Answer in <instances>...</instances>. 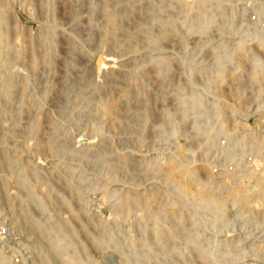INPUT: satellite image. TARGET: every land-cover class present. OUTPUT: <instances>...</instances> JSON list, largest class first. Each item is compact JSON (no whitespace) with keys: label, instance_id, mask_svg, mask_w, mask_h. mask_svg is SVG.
Here are the masks:
<instances>
[{"label":"rangeland","instance_id":"374dc122","mask_svg":"<svg viewBox=\"0 0 264 264\" xmlns=\"http://www.w3.org/2000/svg\"><path fill=\"white\" fill-rule=\"evenodd\" d=\"M2 1L0 11L10 38L0 49V92L5 84H16L21 78L27 84L21 97L15 91L13 99L0 106V253L9 257L8 264H264V195L255 193L250 207L239 208L228 201L220 211L213 199L224 195L221 178L228 179V185L235 184L234 176L238 187L254 186V180L245 175L264 166V0ZM108 12L115 15L117 24L112 27H107ZM164 24H171L170 41L159 37ZM144 28L149 32L141 30ZM110 30L113 34H108ZM142 38L154 46L143 45ZM102 52L106 58L112 55L115 63L99 72L95 63ZM152 64L159 69L153 70ZM253 70L258 73L255 81L250 79ZM108 98L121 103L113 123L97 114V102ZM192 98L196 103H191ZM109 127L115 128L113 132ZM83 135L88 139L82 142ZM45 141H52L51 147ZM177 152L193 172L191 179L181 168L168 171V157ZM203 162L207 171L200 168ZM182 181L185 190L179 192ZM204 197L208 202L197 206V200ZM127 203L128 209H124ZM167 208L176 214L167 215ZM48 224L51 229L45 227ZM172 229L175 233H170ZM156 231H161L165 246L157 241ZM50 243L64 245L62 255L51 253Z\"/></svg>","mask_w":264,"mask_h":264},{"label":"bare ground","instance_id":"6f19581e","mask_svg":"<svg viewBox=\"0 0 264 264\" xmlns=\"http://www.w3.org/2000/svg\"><path fill=\"white\" fill-rule=\"evenodd\" d=\"M2 1V0H1ZM0 1V2H1ZM6 1V0H5ZM35 1V0H34ZM43 1H45V0H43ZM51 1V0H50ZM66 1V0H65ZM78 1V0H77ZM92 1V0H91ZM111 1V0H110ZM134 0H132V2H133ZM140 1V0H139ZM149 1V0H148ZM169 1V0H168ZM179 0H177V2H178ZM3 2V1H2ZM10 2V1H9ZM36 2V1H35ZM34 2V3H35ZM42 2V1H41ZM52 2V1H51ZM68 2H69V0H68ZM100 2V1H99ZM114 2H115V0H114ZM146 3H147V1H145ZM158 2H160V1H158ZM157 2V3H158ZM170 2V1H169ZM6 3V2H5ZM22 3V2H21ZM20 3V4H21ZM44 3V2H43ZM45 3H47V2H45ZM55 3V2H54ZM59 3V2H58ZM62 3V2H61ZM66 3V2H65ZM75 3V2H74ZM88 3V2H87ZM107 2L106 1H104V4H106ZM152 3V2H151ZM175 3V2H174ZM64 4V3H63ZM68 4V3H67ZM73 3H71V5H72ZM76 4V3H75ZM90 4H91V2H90ZM89 4V5H90ZM98 4V3H97ZM104 4H103V6H104ZM130 4H131V2H130ZM153 4V3H152ZM170 4V3H169ZM200 4V3H199ZM43 5H45V4H43ZM52 5V4H51ZM88 5V6H89ZM115 5V4H114ZM124 5V4H123ZM151 4L149 3V6H150ZM158 5V4H157ZM190 5V4H189ZM192 5V4H191ZM4 6H5V4H4ZM7 6V5H6ZM69 6V5H68ZM101 6V5H100ZM116 6V5H115ZM148 6V7H149ZM156 6V5H155ZM164 6V5H163ZM171 6V5H170ZM201 6H202V4H201ZM9 7V6H8ZM22 7V6H21ZM35 7V6H34ZM43 7V6H42ZM46 7V6H45ZM44 7V8H45ZM58 7V6H57ZM73 7V6H72ZM75 7V6H74ZM77 7V6H76ZM83 7V6H82ZM90 7V6H89ZM112 7V6H111ZM146 7V6H145ZM162 7V6H161ZM1 8H2V6H1ZM1 8H0V10H1ZM4 8V7H3ZM10 8V7H9ZM60 8H62V7H60ZM69 8V7H68ZM101 8V7H100ZM104 7H102V9H103ZM113 8V7H112ZM118 8V7H117ZM116 8V9H117ZM124 8V7H123ZM126 8H127V6H126ZM141 8H143V7H141ZM150 8V7H149ZM148 8V9H149ZM155 8V7H154ZM164 8V7H163ZM184 7H183V5H182V9H183ZM188 8V7H187ZM28 9V8H27ZM43 9V8H42ZM47 9V8H46ZM75 9V8H74ZM95 9H97V7L95 8ZM110 9V8H109ZM127 9H129V8H127ZM140 9V8H139ZM170 9V8H169ZM8 9H6V11H7ZM40 10V9H39ZM50 10V9H49ZM49 10H46V11H49ZM60 10H62V9H60ZM79 10V9H78ZM131 10V9H130ZM141 10V9H140ZM147 10V9H146ZM51 11V10H50ZM50 11L48 12V13H50ZM57 11V10H56ZM111 11V10H110ZM118 11H119V9H118ZM152 10H150V12H151ZM171 11V10H170ZM184 11V10H183ZM182 11V12H183ZM8 12V11H7ZM42 12V11H41ZM63 12V11H62ZM61 11H60V13H62ZM77 13H78V11H76ZM76 12H75V14H76ZM100 12H101V10H100ZM103 12L105 13L106 11L105 10H103ZM137 12V11H136ZM140 12V11H139ZM138 12V13H139ZM147 13H148V11H146ZM162 12V11H161ZM32 13V12H31ZM36 13V12H35ZM38 13V12H37ZM43 13H45L44 11H43ZM52 13V12H51ZM72 13V12H71ZM74 13V12H73ZM80 13H82L81 11H80ZM85 13V12H84ZM102 13V12H101ZM168 13V12H167ZM166 13V14H167ZM172 13V12H171ZM184 13V12H183ZM86 14V13H85ZM84 14V15H85ZM100 14V13H99ZM122 14V13H121ZM153 14V13H152ZM151 14V16H153ZM164 14V13H163ZM189 14V13H188ZM32 15V14H31ZM39 15V14H38ZM57 15H59V14H57ZM64 15V14H63ZM77 15V14H76ZM101 15V14H100ZM103 15V14H102ZM156 15V14H155ZM169 15H171V14H169ZM195 15H197V14H194V16ZM200 15V14H199ZM36 16H37V14H36ZM40 16V15H39ZM43 16H44V14H43ZM51 16V15H50ZM105 16H106V14H105ZM104 16V17H105ZM139 17L141 16V15H138ZM148 16V15H147ZM150 16V17H151ZM168 16V15H167ZM52 17V16H51ZM55 17V16H54ZM62 17V16H61ZM84 17V16H83ZM90 17V16H89ZM118 17V16H117ZM124 17V16H123ZM46 18V17H45ZM67 18H70V17H67ZM87 17L85 16V19H86ZM101 18V17H100ZM119 18H120V16H119ZM118 18V19H119ZM148 18H149V16H148ZM163 18V17H162ZM168 18V17H167ZM187 17L185 16V19H186ZM3 19H4V16H3V13L0 11V49H1V47H2V44L3 43H7L8 42V40H7V38L9 37L8 35H7V30H6V26L3 24L4 22H3ZM37 19V18H36ZM41 19V18H40ZM57 19V18H56ZM59 19V18H58ZM84 19V18H83ZM98 19H99V16H98ZM103 19V18H102ZM117 19V20H118ZM124 19V18H123ZM136 19V18H135ZM145 19H147V17L145 18ZM144 19V20H145ZM157 19V18H156ZM196 19V18H195ZM11 20V19H10ZM43 20V19H42ZM51 20V19H50ZM53 20V19H52ZM63 20V19H62ZM70 20V19H69ZM68 20V21H69ZM115 15H114V13L113 12H108L107 13V22L110 24V25H107V27H112V26H114L115 24H117V23H115ZM122 20V19H121ZM148 20V19H147ZM150 20V19H149ZM170 20V19H169ZM11 21H13V20H11ZM57 21H59V20H57ZM72 21V20H71ZM80 21V20H79ZM85 21V20H84ZM105 21V20H104ZM118 21H120V19L118 20ZM125 21V20H124ZM138 21V20H137ZM154 21V20H153ZM152 21V22H153ZM156 21V20H155ZM155 21H154V23H155ZM162 21V20H161ZM160 21V22H161ZM165 21V20H164ZM163 21V22H164ZM187 21H188V19H187ZM190 21V20H189ZM70 22V21H69ZM94 22V21H93ZM92 22V23H93ZM101 22V21H100ZM120 22H123V20L122 21H120ZM147 22V21H146ZM197 22V21H196ZM46 23V22H45ZM64 23V22H63ZM80 23H82L81 21H80ZM85 23H86V21H85ZM88 23V22H87ZM102 23V22H101ZM105 23H106V21H105ZM107 23V24H108ZM115 23V24H114ZM125 23H127V22H125ZM165 23V22H164ZM168 23H169V21H168ZM176 23H178V22H176ZM185 23V22H184ZM83 24V23H82ZM114 24V25H113ZM122 24V23H121ZM130 24V23H129ZM135 24V23H134ZM191 24V23H190ZM189 24V25H190ZM195 24V23H194ZM11 25V24H10ZM13 25V24H12ZM73 25V24H72ZM80 25V24H79ZM86 25V24H85ZM89 25V24H88ZM94 25V24H93ZM106 25V24H105ZM128 25V24H127ZM157 25V24H156ZM87 26V25H86ZM123 26V25H122ZM121 26V27H122ZM126 26V25H125ZM188 26V25H187ZM82 27V26H81ZM95 27V26H94ZM103 27V26H102ZM106 26H104V28H105ZM106 27V28H107ZM116 27H117V25H116ZM129 27V26H128ZM137 27V26H136ZM177 27H178V25H177ZM176 27V28H177ZM185 27H186V25H185ZM50 28V27H49ZM70 28V27H69ZM74 28V27H73ZM83 28V27H82ZM114 28V27H113ZM123 28V27H122ZM157 28V27H156ZM193 28L194 27H192V30H193ZM9 29H11V28H9ZM13 29V28H12ZM37 29V28H36ZM40 29V28H39ZM81 29V28H80ZM108 29H110V28H108ZM108 29H107V31H108ZM112 29V28H111ZM116 29H118V28H116ZM126 29V28H125ZM155 29V28H154ZM158 29V28H157ZM191 29V28H190ZM21 30V29H20ZM26 30V29H25ZM45 30H47V29H45ZM71 30V29H70ZM113 30V32H115L114 30L115 29H112ZM141 30H144V31H148L149 32V30H147L146 28H144V29H141ZM173 30H174V27H173ZM186 30V29H185ZM195 30V29H194ZM12 31V30H11ZM10 31V32H11ZM38 31V30H37ZM36 31V32H37ZM44 31V30H43ZM69 31V30H68ZM72 31V30H71ZM74 31H76V30H74ZM159 31H160V27H159ZM188 31H189V29H188ZM191 31V30H190ZM49 32V31H48ZM54 32V31H53ZM79 32V31H78ZM96 32V31H95ZM97 32L99 33V31L97 30ZM101 33H103L102 31H100ZM112 31L110 30L109 32H108V34L109 33H111ZM113 32L111 33V34H113ZM121 31H120V29L118 30V35H119V33H120ZM128 32V31H127ZM126 32V33H127ZM136 32V31H135ZM143 32V31H142ZM174 32H175V30H174ZM194 32H196V31H194ZM15 33V32H14ZM23 33V32H22ZM26 33V32H25ZM57 33V32H56ZM55 33V34H56ZM81 33V32H80ZM84 33V32H83ZM92 33V32H91ZM94 33V32H93ZM107 33V32H106ZM105 33V34H106ZM138 33H140V32H138ZM155 33V32H154ZM157 33H159V32H157ZM183 33V32H182ZM188 33V32H187ZM12 34H13V31H12ZM39 34H41V33H39ZM45 34V33H44ZM54 34V33H53ZM52 34V35H53ZM104 34V35H105ZM115 34V33H114ZM131 34V33H130ZM133 34V33H132ZM140 34H142V33H140ZM139 34V35H140ZM146 34H148V33H146ZM257 34H260L261 35V33H257ZM18 35V34H17ZM43 35V34H42ZM87 34H85V36H86ZM134 35V34H133ZM143 35V34H142ZM150 35V34H149ZM25 36H26V34H25ZM29 36V35H28ZM40 36V35H39ZM38 36V37H39ZM54 36V35H53ZM66 36V35H65ZM102 36L103 35H101V38H102ZM126 36H127V34H126ZM148 36V35H147ZM153 36H155L154 34H153ZM173 36V31H172V29H171V24H164V28H163V30L161 29V33H160V38L161 39H168L169 40V38L171 39V37ZM197 36V35H196ZM258 36V35H257ZM12 37V36H11ZM15 36L13 35V38H14ZM87 37V36H86ZM117 37V36H116ZM119 37V36H118ZM136 37V36H135ZM144 37V36H143ZM150 37H151V35H150ZM181 37V36H180ZM190 37V36H189ZM10 38V37H9ZM8 38V39H9ZM13 38H12V40H13ZM33 38H35L34 36H33ZM41 38V37H40ZM39 38V39H40ZM43 38H44V36H43ZM82 38V37H81ZM98 38H100V37H98ZM103 38H105L104 36H103ZM102 38V39H103ZM119 38H121V37H119ZM128 38V37H127ZM133 38V37H132ZM131 38V39H132ZM146 38H148V37H146ZM152 38V37H151ZM155 38V37H154ZM261 38H264V37H261ZM19 39V36H17V40ZM27 39H29V38H27ZM38 39V38H37ZM49 40H50V38H48ZM65 39V38H64ZM85 39V38H84ZM92 39V38H91ZM122 40H123V38H121ZM137 39V38H136ZM143 39V38H142ZM159 39V38H158ZM178 39V38H177ZM11 40V41H12ZM54 40H56V39H54ZM67 40V39H66ZM81 40V39H80ZM79 40V41H80ZM88 40V39H87ZM103 40H105V39H103ZM118 40V39H117ZM126 40V39H125ZM135 40V39H134ZM139 40V39H138ZM138 40H136V41H138ZM150 40V39H149ZM152 41H154L153 39H151ZM151 40H150V42H151ZM261 40V39H260ZM86 41V40H85ZM101 41V40H100ZM106 41V40H105ZM110 41H111V39H110ZM115 41V40H114ZM114 41H113V43H114ZM124 41V40H123ZM123 41H121V42H123ZM143 41L145 42V41H147V39L146 40H144L143 39ZM142 41V42H143ZM160 41H162V40H160ZM166 41V40H165ZM170 41V40H169ZM173 41V40H172ZM14 42V41H13ZM30 42V41H29ZM44 41H42V43H43ZM46 43L45 44H47V41H45ZM53 42V41H52ZM72 42V41H71ZM70 42V43H71ZM90 42V41H89ZM94 42V41H93ZM97 42V41H96ZM95 42V43H96ZM102 42V41H101ZM116 42V41H115ZM132 42V41H131ZM143 42V45L144 44H152L153 45V43H147V42H145L144 43ZM155 42V41H154ZM174 42V41H173ZM178 42V41H177ZM180 42V41H179ZM32 43H35V41H33ZM41 43V42H40ZM41 43V44H42ZM51 43V42H50ZM65 43H66V41H65ZM83 43V42H82ZM104 43V42H103ZM116 43H118V42H116ZM120 43V42H119ZM133 43H135L134 41H133ZM132 43V44H133ZM156 43H158V42H156ZM155 43V44H156ZM182 43V42H181ZM29 45L31 44V43H28ZM58 44V43H57ZM59 44H61V43H59ZM68 44V43H67ZM66 44V45H67ZM91 44V43H90ZM94 44V43H93ZM96 44H98V43H96ZM96 44H94V45H96ZM101 44V43H100ZM121 44V43H120ZM175 44V43H174ZM35 45H37V44H34V46ZM43 45V44H42ZM53 45V44H52ZM74 45V44H73ZM88 45H89V43H88ZM137 45V44H136ZM158 45V44H157ZM159 45L160 46H162L161 44H160V42H159ZM166 45V44H165ZM23 46V45H22ZM31 46V45H30ZM44 46V45H43ZM55 46V45H54ZM54 46H51V48L50 49H52V47L54 48ZM70 46V45H69ZM97 46V45H96ZM102 46V45H101ZM109 46H111V45H108V47ZM135 46V45H134ZM138 46V45H137ZM137 46H135V47H137ZM142 46V45H141ZM140 46V47H141ZM147 46V45H146ZM154 46V45H153ZM156 46V45H155ZM239 46V45H238ZM263 46V45H262ZM7 47V46H6ZM15 47V46H14ZM29 47V46H28ZM37 47V46H36ZM48 47V46H47ZM91 47V46H90ZM98 47V46H97ZM96 47V48H97ZM117 47H119V46H117ZM125 47V46H124ZM133 47V46H132ZM144 47V46H143ZM143 47H141V48H143ZM151 47V46H150ZM163 47V46H162ZM166 47V46H165ZM168 47V46H167ZM4 48V50H5V46L3 47ZM23 48V47H22ZM41 48V47H40ZM67 48V47H66ZM73 48V47H72ZM103 48V47H102ZM116 48V47H115ZM128 48V47H127ZM130 48V47H129ZM134 48V47H133ZM82 49V48H81ZM108 49V48H107ZM107 49H104V50H107ZM131 49V48H130ZM136 49V48H135ZM154 49V48H153ZM162 49V48H161ZM29 50V49H28ZM27 50V51H28ZM37 50H39V49H37ZM41 50V49H40ZM49 50V49H48ZM58 50V49H57ZM59 50H62V49H59ZM79 51H80V49H78ZM83 50V49H82ZM88 50V49H87ZM93 50V49H92ZM110 50V49H109ZM125 50V49H124ZM148 50V49H147ZM155 50V49H154ZM159 50V49H158ZM168 50V49H167ZM6 51V50H5ZM9 51V50H8ZM24 51H25V49H24ZM30 51V50H29ZM32 51H34V50H32ZM36 51V50H35ZM53 50H50V52H52ZM89 51V50H88ZM111 51V50H110ZM121 51H122V48H121ZM150 51V50H149ZM148 51V52H149ZM43 52V51H42ZM63 52V51H62ZM80 52H82V51H80ZM86 52V51H85ZM101 52V51H100ZM114 51H112V53H113ZM117 52V51H116ZM119 52H120V50H119ZM141 52V51H140ZM17 53V52H16ZM30 53H31V51H30ZM38 53V52H37ZM36 53V54H37ZM39 53H41V52H39ZM44 53H45V51H44ZM53 53V52H52ZM61 53V52H60ZM64 53V52H63ZM83 53V52H82ZM87 53V52H86ZM95 53H97V50L95 51ZM127 53V52H126ZM147 53V52H146ZM7 54V52H5V55ZM27 54H28V52H27ZM107 54H108V52H107ZM110 54H111V52H110ZM114 54V53H113ZM120 54V53H119ZM129 54V53H128ZM4 55V56H5ZM11 55V54H10ZM30 55H34L33 54V52H32V54H30ZM40 55V54H39ZM50 55V54H49ZM52 55V54H51ZM53 55H55L54 53H53ZM58 55H61V54H58ZM64 55H67V54H64ZM86 55H88V54H86ZM115 55V54H114ZM131 55V54H130ZM145 55V54H144ZM15 56V55H14ZM13 56V57H14ZM29 56V55H28ZM42 56V55H41ZM45 57L44 58H46V55H44ZM77 56V55H76ZM95 56V55H94ZM93 55H92V57H94ZM97 56L99 57V60H98V62H97V64L95 63V66H97V70L100 72V70H103V69H107L108 70V68L110 67H113L112 65L115 63L114 62V60L111 58V56L110 57H108V58H106V55L102 52L101 54H97ZM125 56H127V55H125ZM148 56H151V55H148ZM147 56V57H148ZM160 56H162V55H160ZM9 57H12V56H9ZM17 57V56H16ZM20 57V56H19ZM31 57V56H30ZM54 57V56H53ZM57 57V56H56ZM64 57V56H63ZM66 57V56H65ZM65 57L63 58V59H65ZM79 58H80V56H78ZM77 57V58H78ZM134 57V56H133ZM159 57V56H158ZM44 58H43V60H44ZM71 58V57H70ZM144 58H146V56L144 57ZM151 58H153L152 56H151ZM150 58V59H151ZM181 58V57H180ZM1 59V58H0ZM16 59V58H15ZM19 59V58H18ZM32 59V58H31ZM96 59V58H95ZM149 59V60H150ZM154 59V58H153ZM40 60L42 61V59L40 58ZM39 60V61H40ZM48 60V59H47ZM52 60H54V59H52ZM66 60H67V58H66ZM75 60V59H74ZM140 60V59H139ZM148 61V58L147 59H145V61ZM152 60V59H151ZM183 60V59H182ZM8 61H10V60H8ZM24 61V60H23ZM37 61V60H36ZM35 61V62H36ZM124 61V60H123ZM142 61H143V58H142ZM141 61V62H142ZM161 61V60H160ZM165 61V60H164ZM16 62V61H15ZM18 62V61H17ZM24 62H27L26 60L24 61ZM31 62V61H30ZM33 62V61H32ZM46 62V61H45ZM58 62V61H57ZM64 62L66 63V61L64 60ZM121 62V61H120ZM125 62H126V60H125ZM130 62V61H129ZM132 62V61H131ZM168 62V61H167ZM166 62V63H167ZM224 62V61H223ZM226 62V61H225ZM12 63V62H11ZM47 63V62H46ZM56 63V62H55ZM135 63V62H134ZM147 63V62H146ZM152 63V62H151ZM156 63V62H155ZM162 63H163V60H162ZM221 63V62H220ZM21 64V63H20ZM52 63H50V65H51ZM54 64V63H53ZM127 64H130V63H127ZM139 64V63H138ZM168 64V63H167ZM173 64V63H172ZM9 65V64H8ZM22 65V64H21ZM26 65V64H25ZM59 65H61V64H59ZM124 65V64H123ZM154 64H152L151 66L153 67V70H154V68H156L157 67V69L156 70H158L159 68H158V66H153ZM164 65V64H163ZM220 64L218 63V66H219ZM10 66H11V64H10ZM65 66V65H64ZM94 66V67H95ZM134 66H137V65H134ZM138 66H141V65H138ZM137 66V67H138ZM142 66H146V65H142ZM150 66V67H151ZM170 66V65H169ZM175 66V65H174ZM225 66V65H224ZM256 66V65H255ZM13 67V66H12ZM24 67V66H23ZM35 67V66H34ZM46 67V66H45ZM57 67V66H56ZM61 67V66H60ZM67 67V66H66ZM149 67V66H148ZM147 67V68H148ZM164 67V66H163ZM167 67V66H166ZM223 67V66H222ZM257 67H258V63H257ZM37 68H39V67H37ZM51 68H52V66H51ZM134 68V67H133ZM146 68V69H147ZM161 68V67H160ZM193 68V67H192ZM191 68V69H192ZM219 68H220V66H219ZM225 68V67H224ZM32 69V68H31ZM60 70H61V68H59ZM128 69V68H127ZM150 69V68H149ZM168 69V68H167ZM176 69H178V68H176ZM175 69V70H176ZM221 69V68H220ZM33 70V69H32ZM40 70V68L38 69V71ZM49 70V69H48ZM65 70H66V68H65ZM65 70H64V72H65ZM94 70V69H93ZM135 70V69H134ZM166 70V69H165ZM179 70V69H178ZM181 70V69H180ZM194 70V69H193ZM225 70V69H224ZM132 71V70H131ZM162 71H164L163 69H162ZM162 71L161 72H159V73H162ZM169 71V70H168ZM173 71H174V69H173ZM221 71H222V69H221ZM6 72V71H5ZM4 72V73H5ZM40 72H42V71H40ZM48 72V71H47ZM63 72V71H62ZM141 72V71H140ZM146 71H144V73H145ZM153 72V71H152ZM170 72V71H169ZM194 72V71H193ZM218 72H219V70H218ZM9 73V72H8ZM12 73V72H11ZM105 73V72H104ZM121 73V72H120ZM196 73V72H195ZM106 74V73H105ZM113 74V73H112ZM115 74V73H114ZM122 74V73H121ZM120 74V75H121ZM127 74H129V73H127ZM142 74V73H141ZM163 74V73H162ZM171 74V73H170ZM173 74V73H172ZM6 75H7V73H6ZM12 75V74H11ZM20 75H22V74H20ZM38 75V74H37ZM52 75V74H51ZM58 75V74H57ZM61 75V74H60ZM125 75V74H124ZM13 76V75H12ZM34 76V75H33ZM50 76V75H49ZM112 76V75H111ZM119 76V75H118ZM121 76H123V75H121ZM168 76V75H167ZM261 76V75H260ZM3 77V76H2ZM6 77V76H5ZM23 77V76H22ZM63 77V76H62ZM105 77H106V75H105ZM108 77V76H107ZM171 77V76H170ZM19 78H20V76H19ZM38 78V77H37ZM40 78V77H39ZM51 79H52V77H50ZM56 78V77H55ZM109 78H110V76H109ZM152 78V77H151ZM156 78H158V77H156ZM160 78V77H159ZM36 79V78H35ZM108 79V78H107ZM114 79H116V78H114ZM154 79V78H153ZM161 79V78H160ZM168 79V78H167ZM250 79L252 80V81H255V80H257L258 79V73H257V71L256 70H253L251 73H250ZM41 80V79H40ZM44 80V79H43ZM110 80V79H109ZM10 81V80H9ZM16 80H14L13 79V82H15ZM26 81V80H25ZM39 81V80H38ZM50 81H52V80H50ZM112 81H114V80H112ZM156 81V80H155ZM158 81H159V79H158ZM11 82H12V80H11ZM37 82V81H36ZM35 82V83H36ZM41 82V81H40ZM56 82V81H55ZM7 83H8V81H7ZM50 83V82H49ZM59 83V82H58ZM156 83V82H155ZM162 83V82H161ZM252 83V82H251ZM40 84V83H39ZM38 84V85H39ZM43 84H44V81L42 82V86H43ZM52 84V83H51ZM63 84V83H62ZM93 84H95V83H93ZM157 84V83H156ZM192 84V83H191ZM25 85H27L25 82H24V80H22V78H21V81H19L18 83H16V84H13V83H8V84H5L4 86H3V88H2V90H1V92H0V106H2L1 104H2V101H5V100H7V99H13V97H11L12 96V93L13 92H15V91H17V93H16V95H18V96H20L21 97V93L22 94H24L23 92V90L25 89ZM47 85V84H46ZM49 85V84H48ZM58 85V84H57ZM64 85V84H63ZM92 85V84H91ZM91 85H90V87H91ZM97 85V84H96ZM99 85V84H98ZM158 85V84H157ZM186 85V84H185ZM184 85V86H185ZM0 86H2L1 84H0ZM60 86V85H59ZM93 86V85H92ZM95 86V85H94ZM49 87H50V85H49ZM100 87V86H99ZM188 87H190V86H188ZM1 88V87H0ZM58 88V87H57ZM98 88V87H97ZM104 88V87H103ZM91 89V88H90ZM99 89V88H98ZM97 89V90H98ZM102 89V88H101ZM47 90V89H46ZM49 90V89H48ZM48 90H47V92H48ZM56 90V89H55ZM61 90V89H60ZM93 90V89H92ZM92 90H89V91H92ZM100 90V89H99ZM98 90V91H99ZM138 90V89H137ZM186 90H187V88H186ZM23 91V92H22ZM28 91V90H27ZM31 91V90H30ZM29 91V92H30ZM94 91V93H95V90H93ZM93 91H92V93H93ZM97 91V92H98ZM101 91V90H100ZM104 91V90H103ZM127 91V90H126ZM129 91H131V90H129ZM134 91V90H133ZM191 91V90H190ZM192 91H193V89H192ZM21 92V93H20ZM57 92V91H56ZM59 92V91H58ZM61 92H63V91H61ZM107 92V91H106ZM122 92V91H121ZM124 92V91H123ZM42 92H40V95H42L41 94ZM53 93H54V91H53ZM93 93V94H94ZM142 93H144V92H142ZM151 93V92H150ZM192 93V92H191ZM25 94H26V92H25ZM62 94V93H61ZM93 94H91V95H93ZM95 94H98V93H95ZM108 94V93H107ZM123 94V93H122ZM134 94V93H133ZM149 94V93H148ZM193 94V93H192ZM60 95V94H59ZM101 95V94H100ZM109 95V94H108ZM126 95V94H125ZM125 95H123V97H125ZM179 95V94H178ZM195 95V94H194ZM17 96V97H18ZM27 96H28V94H27ZM27 96L25 97V98H27ZM48 96V95H47ZM61 96V95H60ZM85 96V95H84ZM98 96V98H99V95H97ZM103 96V95H102ZM114 96V95H113ZM112 96V97H113ZM120 96V95H119ZM134 96V95H133ZM192 96V95H191ZM196 96V95H195ZM195 96H192V97H195ZM14 97H16V96H14ZM19 97V98H20ZM43 97H45V96H43ZM94 97V96H93ZM116 97H118V95L116 96ZM120 97H122V96H120ZM135 97V96H134ZM138 97V96H137ZM136 97V98H137ZM177 97V96H176ZM196 97H198V96H196ZM18 98V99H19ZM35 98H36V96H35ZM34 97L32 98V99H35ZM50 98V97H49ZM81 98H83V97H81ZM90 98H91V96H90ZM146 99L148 98L147 96L145 97ZM85 99V98H84ZM104 99V98H103ZM106 99V98H105ZM112 99V98H111ZM119 99V98H118ZM124 99V98H123ZM128 99H129V97H128ZM127 99V100H128ZM142 99V98H141ZM141 99H139L140 101H141ZM20 100V99H19ZM26 100V99H25ZM75 100V99H74ZM81 100H83V99H81ZM97 100V99H96ZM108 100L109 101H102V100H100V101H98L97 103L99 104V110H97L98 112H97V114H98V118L100 119V117L101 118H103L104 120H106V121H111L112 123H113V121L115 120V118L117 117L116 116V114H118L119 112L117 111L119 108H118V106H119V104L121 105V103H120V101H119V104L116 102L117 100H112V101H110V99L108 98ZM135 100V99H134ZM144 100V99H143ZM150 100V99H149ZM153 100H154V98H153ZM16 101V100H15ZM95 101V100H94ZM129 101V100H128ZM133 101V100H132ZM137 101V100H136ZM146 101V100H145ZM145 101H141V102H145ZM20 102V101H19ZM51 102V101H50ZM49 102V103H50ZM54 102V101H53ZM57 102V101H56ZM150 102V101H149ZM182 102V101H181ZM21 103V102H20ZM29 103V102H28ZM33 103V102H32ZM125 103V102H124ZM184 103V102H183ZM191 103L192 104H194V103H196V100H195V98H192V100H191ZM22 104H23V102H22ZM56 104V103H55ZM93 104V103H92ZM129 104V103H128ZM127 104V105H128ZM136 104H138V103H136ZM142 104V103H141ZM140 104V105H141ZM144 104V103H143ZM146 104V103H145ZM144 104V105H145ZM149 104H151V103H149ZM155 104V103H154ZM20 105V104H19ZM26 105V104H25ZM25 105H21L20 107H24ZM33 105H34V103H33ZM134 105V104H133ZM153 105V104H152ZM201 105V104H200ZM61 106V105H60ZM95 106V105H94ZM123 106V105H122ZM129 106V105H128ZM142 106V105H141ZM6 107H8V106H6ZM30 107V106H29ZM92 107V106H91ZM126 107V106H125ZM137 107H139V106H137ZM145 107V106H144ZM151 107H153V106H151ZM189 107V106H188ZM1 108V107H0ZM3 108V107H2ZM8 108H11V107H8ZM27 108V107H26ZM130 108V107H129ZM146 108V107H145ZM145 108H144V112H145ZM149 108V107H148ZM147 108V109H148ZM184 108V107H183ZM40 109V108H39ZM125 109V108H124ZM128 109V108H127ZM138 109V108H137ZM136 109V110H137ZM140 109V108H139ZM150 109V108H149ZM148 109V110H149ZM189 109H190V107H189ZM196 109H198V108H196ZM5 110V109H4ZM23 110V109H22ZM96 110V109H95ZM94 110V111H95ZM131 110V109H130ZM135 110V109H134ZM133 110V111H134ZM12 111V110H11ZM121 111V110H120ZM127 111V110H126ZM139 111H142L141 109L139 110ZM190 111V110H189ZM1 112V111H0ZM14 112V111H13ZM118 112V113H117ZM124 112H125V110H124ZM148 112V111H147ZM154 112V111H153ZM3 113V112H2ZM18 113V112H17ZM27 113V112H26ZM43 113H45V111L43 112ZM58 113H59V111H58ZM61 113V112H60ZM59 113V114H60ZM93 113V112H92ZM162 113V112H161ZM188 113H190V112H188ZM5 114V113H4ZM121 114V113H120ZM126 114V113H125ZM140 114V113H139ZM142 114V113H141ZM154 114V113H153ZM153 114H152V116H153ZM183 114V113H182ZM30 115V114H29ZM90 115V114H89ZM92 115H94V114H92ZM134 115H136L135 113H134ZM138 115V114H137ZM144 115V114H143ZM146 115H147V113H146ZM150 115H151V113H150ZM164 115V114H163ZM166 115H167V113H166ZM166 115H165V117H166ZM184 115H185V113H184ZM188 115V114H187ZM5 116V115H4ZM130 116V115H129ZM189 116V115H188ZM11 117V116H10ZM14 117V116H13ZM12 117V118H13ZM58 117H60V116H58ZM95 117V116H94ZM144 117V116H143ZM187 117V116H186ZM8 118V117H7ZM16 118V117H15ZM46 118V117H45ZM96 118V117H95ZM139 118H142V117H139ZM138 118V119H139ZM164 118V117H163ZM194 118V117H193ZM97 119V118H96ZM7 120V119H6ZM10 120V119H9ZM48 120V119H47ZM50 120H51V118H50ZM90 120V119H89ZM133 120V119H132ZM143 120V119H142ZM146 120V119H145ZM148 120V119H147ZM146 120V121H147ZM170 120H171V118H170ZM24 121H25V119H24ZM49 121V120H48ZM48 121H46V123L48 122ZM52 121V120H51ZM93 121V120H92ZM131 121V120H130ZM135 121V120H134ZM151 121V120H150ZM14 122V121H13ZM53 122V121H52ZM51 122V123H52ZM96 122V121H95ZM105 122V121H104ZM142 122V121H141ZM28 123V122H27ZM89 123V122H88ZM94 123V122H93ZM103 123V122H102ZM108 123V122H107ZM127 123H129V122H127ZM145 123V122H144ZM150 123V122H149ZM15 124V123H14ZM16 124H17V122H16ZM30 124V123H29ZM36 124V123H35ZM53 124V123H52ZM95 124V123H94ZM110 123H108V124H106V125H109ZM124 124V123H123ZM146 124V123H145ZM153 124V123H152ZM176 124V123H175ZM88 125V124H87ZM125 125V124H124ZM195 125V124H194ZM9 126V125H8ZM20 126V125H19ZM25 126V125H24ZM94 126V125H93ZM98 126H99V123H98ZM112 126V125H111ZM137 126V125H136ZM139 126V125H138ZM145 126V125H144ZM10 127V126H9ZM14 127V126H13ZM30 127V126H29ZM32 127V126H31ZM33 127H35V126H33ZM33 127H32V129H33ZM37 127V126H36ZM35 127V128H36ZM49 127H50V125H49ZM53 127H56V126H53ZM91 127V126H90ZM97 127V126H96ZM115 127V126H114ZM128 127H130V126H128ZM141 127H143V125L141 126ZM35 128H34V130H35ZM39 128V127H38ZM46 128V127H45ZM59 128V127H58ZM93 128V127H92ZM102 128V127H101ZM106 128H108V127H106ZM110 128V127H109ZM113 128V127H112ZM112 128H110V129H112ZM116 128V127H115ZM115 128H113V129H115ZM135 128V127H134ZM140 128V127H139ZM151 128V127H150ZM150 128H148V129H150ZM153 128V127H152ZM188 128V127H187ZM14 129H15V127H14ZM31 129V128H30ZM43 129V128H42ZM98 129V128H97ZM113 129L111 130L112 132H113ZM116 129H118V127L116 128ZM142 129H144V127L142 128ZM155 129V128H154ZM17 130V129H16ZM28 130H29V128H28ZM27 130V132H30V131H28ZM55 130V129H54ZM56 130H57V127H56ZM83 130V129H82ZM81 130V131H82ZM99 130V129H98ZM102 130V129H101ZM101 130H99V133H100V131ZM109 130V129H108ZM120 130V129H119ZM135 130V132H136V129H134ZM188 130V129H187ZM5 131H6V129H5ZM9 131V130H8ZM33 131V130H32ZM31 131V132H32ZM36 131H37V129H36ZM53 131V129L51 130V132ZM80 131V132H81ZM90 131H92V129L90 130ZM94 131V130H93ZM92 131V132H93ZM106 131V130H105ZM121 131H122V129H121ZM139 131H141V128H140V130ZM147 131V130H146ZM11 132V131H10ZM14 132V131H13ZM30 132V133H31ZM38 132V131H37ZM47 132V131H46ZM50 132V133H51ZM102 132V131H101ZM115 133H116V131H114ZM155 132V131H154ZM153 132V133H154ZM17 133V132H16ZM32 133H35L34 131L32 132ZM54 133V132H53ZM87 133V132H86ZM94 133H95V131H94ZM123 133V132H122ZM152 133V132H151ZM18 134V133H17ZM29 134V133H28ZM118 134V133H117ZM121 134V133H120ZM119 134V135H120ZM128 134V133H127ZM148 134V133H147ZM8 135V134H7ZM14 135V134H13ZM38 135V134H37ZM51 135H54L55 136V133L54 134H51ZM78 135V134H77ZM79 135H81V134H79ZM112 135V134H111ZM25 136V135H24ZM29 136V135H28ZM33 136V135H32ZM48 136V135H47ZM86 136V135H85ZM84 135L82 136L83 137V139H81L82 140V142H83V140H84V138H87V137H85ZM91 136V135H90ZM118 136V135H117ZM228 136V135H227ZM10 137V136H9ZM18 137V136H17ZM31 137V136H30ZM51 137V136H50ZM64 137V136H63ZM77 137V136H76ZM104 137V136H103ZM105 137H107V135L105 136ZM113 137V136H112ZM131 137V136H130ZM134 137H136V136H134ZM146 137V136H145ZM37 138V137H36ZM48 138V137H47ZM52 138V137H51ZM54 138H56V137H54ZM59 138V137H58ZM117 138V137H116ZM132 138V137H131ZM88 139V138H87ZM105 139V138H104ZM107 139V138H106ZM118 139V138H117ZM145 139V138H144ZM36 140V139H35ZM49 140V139H48ZM53 140V139H52ZM59 140V139H58ZM80 139H78V141H79ZM102 140H103V138H102ZM109 140H111V139H109ZM121 140V139H120ZM136 140V139H135ZM69 141V140H68ZM77 141V140H76ZM100 141V140H99ZM104 141V140H103ZM108 141V140H107ZM118 141V140H117ZM129 141H130V139H129ZM134 141V140H133ZM22 142V141H21ZM42 142H44L43 141V139H42ZM45 142H48V141H45ZM55 142V141H54ZM58 142V141H57ZM60 143H61V141H59ZM106 142V141H105ZM111 142H112V140H111ZM120 142V141H119ZM124 142H125V140H124ZM52 141H49L48 142V144H49V146L51 147V145H52ZM102 143V142H101ZM132 144H133V142H131ZM139 143V142H138ZM62 144V143H61ZM105 144V143H104ZM103 144V145H104ZM122 144V143H121ZM120 144V145H121ZM109 145H111V144H109ZM119 145V146H120ZM126 144H124V146H125ZM25 146V145H24ZM31 146V145H30ZM47 146V145H46ZM55 146V145H54ZM121 146H123V145H121ZM136 146V145H135ZM29 147V146H28ZM39 147V146H38ZM45 147V146H44ZM58 147H60V146H58ZM110 147V146H109ZM149 147V146H148ZM34 148V147H33ZM103 148H104V146H103ZM106 148V147H105ZM44 149V148H43ZM49 148H48V146H47V150H48ZM107 149V148H106ZM106 149H105V151H106ZM109 150V149H108ZM113 150H115V149H113ZM41 151V150H40ZM258 151V150H257ZM55 152V151H54ZM7 154V153H6ZM259 154V153H258ZM5 159H7L6 157H5ZM262 160H264V159H262ZM10 161V160H9ZM168 161H169V168H168V171H170V170H173V169H182L184 172H185V174L186 173H188V176L190 177V179H191V176H192V174H193V172L192 171H190V170H188V168L187 167H185L186 166V164H185V161H184V158H183V156L180 154V153H170V155H169V157H168ZM11 162V161H10ZM9 162V163H10ZM8 163V162H7ZM12 163V162H11ZM11 165V164H10ZM8 166V165H7ZM11 168V167H10ZM200 168L203 170V171H207V164L206 163H202L201 164V166H200ZM156 169V168H155ZM167 169V168H166ZM153 171V170H152ZM155 172H157V171H155ZM164 172V171H163ZM163 174V173H162ZM184 174V173H183ZM224 174V173H223ZM208 175V174H207ZM193 176H194V174H193ZM226 176V175H225ZM246 176H248V178L249 179H253L254 180V182H255V184H254V186H251L250 184H248L247 186H239L238 187V185H236V182H237V178L236 177H234L233 176V180H234V182H235V184L234 185H228V184H226V181L228 180V179H225V177H223V178H221V183H222V191H223V194L224 195H219L218 194V196H216L215 198H213L214 199V201H215V208H217L218 209V211H220V209H222L223 210V208H225V204L228 202V201H231V203L233 204V205H236L237 207H239V208H244V207H250L252 204H253V202H252V198L255 196L254 194L255 193H260L261 195H264V166L262 167V169H260L259 171H254V169L253 170H251V171H247V173H246V175H245V177ZM186 177H187V175H186ZM230 178V177H229ZM231 178H232V176H231ZM189 179V180H190ZM184 180V179H183ZM231 180V179H230ZM241 180V179H240ZM192 181H194L193 179H192ZM232 181V180H231ZM191 182V181H190ZM70 186V185H69ZM185 186H186V183L184 182V181H182V182H179L178 183V189L180 190L179 192H184V190H185ZM74 190V189H73ZM77 190V189H76ZM74 193H76L75 191H74ZM77 194V195H76ZM75 195H76V197L78 196L79 197V195L80 194H78V193H76ZM220 194H221V192H220ZM256 194V195H257ZM260 195V196H261ZM45 196H46V194H45ZM45 196H42V197H45ZM49 196V195H48ZM74 196V195H73ZM261 197H263V196H261ZM40 198V197H39ZM38 198V199H39ZM46 198V197H45ZM50 198V197H49ZM132 198V197H131ZM257 198V197H256ZM34 200V199H33ZM40 201L42 200V198L41 199H39ZM47 200V199H46ZM80 200H82V199H80ZM38 201V200H37ZM254 201H255V199H254ZM259 201V200H258ZM125 202V201H124ZM127 202V201H126ZM131 202V201H130ZM208 202V198L207 197H204V198H199V200H197V206L199 205V206H204L206 203ZM209 202H211V201H209ZM43 203V202H42ZM133 203V202H132ZM40 204H41V202H40ZM44 205H46L45 203H43ZM171 205H172V203H170ZM169 204V205H170ZM178 204V203H177ZM212 204V203H211ZM214 204V203H213ZM212 204V205H213ZM35 205V204H34ZM42 205V204H41ZM128 203L127 204H124L123 205V207H124V209H128ZM37 206V205H36ZM38 207V206H37ZM39 208V207H38ZM176 208V207H175ZM214 208V209H215ZM220 208V209H219ZM42 209V208H41ZM118 210H120V209H118ZM121 211V210H120ZM163 211V210H162ZM176 211H178V210H176ZM217 211V210H216ZM184 212V211H183ZM26 213V212H25ZM50 213V212H49ZM125 213V212H124ZM166 213H167V215H170V216H172V215H174V213L176 214V212L174 211V210H172L171 208H167L166 209ZM80 214V213H79ZM126 214H128V213H125L124 215H126ZM163 214V213H162ZM184 214V213H183ZM47 215H49V214H47ZM178 215H179V213H178ZM26 216V215H25ZM177 216V215H176ZM171 218V217H170ZM181 218H182V216H181ZM172 219V218H171ZM178 220V219H177ZM33 221V220H32ZM35 222H34V224H36V220H34ZM171 222V221H170ZM172 224V223H171ZM176 224H177V222H176ZM37 225V224H36ZM35 225V227H38V225L36 226ZM49 225V224H48ZM168 225V224H167ZM45 227H47V228H50V225H49V227L48 226H46L45 225ZM44 227V228H45ZM52 227V226H51ZM69 227V226H68ZM174 227V226H173ZM179 227H180V225H179ZM54 228V227H53ZM69 228H71V227H69ZM46 229V228H45ZM51 229V228H50ZM57 229H58V227H57ZM72 229V228H71ZM157 229V228H156ZM170 229V228H169ZM182 228H180V230H181ZM53 231V230H52ZM167 231V230H166ZM175 229H172L171 231H170V233H175ZM177 231H179V230H177ZM47 232V231H46ZM49 232V231H48ZM57 232V231H56ZM65 232V231H64ZM153 232H154V230H153ZM164 232H165V230H164ZM168 232V231H167ZM156 233V236H157V238H158V242L160 243V245H162V246H165L166 245V240L164 241V239H163V237H162V234H161V231H156L155 232ZM166 233V232H165ZM164 233V234H165ZM178 233V232H177ZM185 233V232H184ZM179 234H180V232H179ZM44 235V234H43ZM48 235V234H47ZM57 235V234H56ZM65 235V234H64ZM166 236H167V234H165ZM63 236V235H62ZM174 236V235H173ZM45 237V236H44ZM65 237V236H64ZM73 237V236H72ZM100 237V236H99ZM57 239V238H56ZM65 239V238H64ZM69 239H70V237H69ZM68 239V240H69ZM72 239V238H71ZM172 239V238H171ZM62 239H60V241H61ZM66 240H67V237H66ZM75 240V239H74ZM91 240V239H90ZM139 240V239H138ZM46 241V240H45ZM49 241V240H48ZM55 241V239L53 240V242ZM60 241H59V243H60ZM65 241V240H64ZM107 241V240H106ZM141 241H143V240H141ZM69 242V241H68ZM67 242V243H68ZM93 242V241H92ZM95 242V241H94ZM62 243H63V241H62ZM138 243V242H137ZM154 243V242H153ZM45 244V243H44ZM43 244V245H44ZM64 244V243H63ZM102 244V243H101ZM145 244V243H144ZM95 246H96V244H94ZM99 245V244H98ZM140 245V244H139ZM158 245V244H157ZM66 246V245H65ZM108 246V245H107ZM141 248H144V246L142 245V243H141ZM143 246V247H142ZM45 247H46V245H45ZM94 247V246H93ZM136 247V246H135ZM138 247V246H137ZM136 247V248H137ZM158 247V246H157ZM168 247V246H167ZM201 247V246H200ZM71 248V247H70ZM86 248V247H85ZM99 248V247H98ZM48 249L51 251V253H53L55 256H60V255H62L61 253H62V251L64 250V245H61V244H53V243H50V244H48ZM165 249V248H164ZM194 249V248H193ZM82 250H83V248H82ZM81 250V251H82ZM139 250V249H138ZM145 250V249H144ZM80 251V250H79ZM137 251V250H136ZM77 252H78V250H77ZM83 252V251H82ZM81 252V253H82ZM103 252H104V250H103ZM138 252H141V250L140 251H138ZM147 253V252H146ZM52 254V255H53ZM78 254V253H77ZM83 254V253H82ZM143 254V253H142ZM196 254V253H195ZM198 254H199V256H200V258L201 257H204V254H203V252L202 251H200L199 250V252H198ZM66 255V254H65ZM146 254L144 253V256H145ZM141 256H143V255H141ZM53 257V256H52ZM70 257V256H69ZM138 257V256H137ZM184 257H186V256H184ZM9 258V257H8ZM8 258L6 257V256H3L1 253H0V262L2 263V264H8ZM54 258V257H53ZM59 258V257H58ZM63 258V257H62ZM68 258V257H67ZM78 258H79V256H78ZM146 258V257H145ZM207 258V257H206ZM73 259V258H72ZM72 259H70V260H72ZM149 259V258H148ZM151 259V258H150ZM185 259V258H184ZM202 259V258H201ZM66 260V259H65ZM69 260V259H68ZM80 260V259H79ZM205 260V259H204ZM62 262H63V260H61ZM189 261H191V260H189ZM188 261V262H189ZM144 262V261H143ZM146 262V261H145ZM184 262V261H183ZM186 262V261H185ZM65 263V262H64ZM187 264V263H186ZM189 264V263H188Z\"/></svg>","mask_w":264,"mask_h":264}]
</instances>
